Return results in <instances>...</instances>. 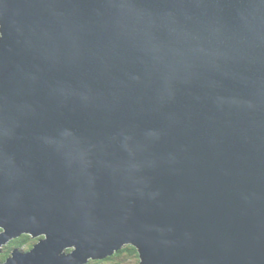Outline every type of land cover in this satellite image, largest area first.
<instances>
[{"label":"water","instance_id":"obj_1","mask_svg":"<svg viewBox=\"0 0 264 264\" xmlns=\"http://www.w3.org/2000/svg\"><path fill=\"white\" fill-rule=\"evenodd\" d=\"M0 264H264V0H0Z\"/></svg>","mask_w":264,"mask_h":264},{"label":"trees","instance_id":"obj_2","mask_svg":"<svg viewBox=\"0 0 264 264\" xmlns=\"http://www.w3.org/2000/svg\"><path fill=\"white\" fill-rule=\"evenodd\" d=\"M16 245L20 247H26L32 249L34 245L38 242V239L32 238L29 235H23L17 240ZM8 250L0 255L1 261H6L10 256L13 248L11 245L7 248ZM139 264L140 255L136 247L132 245H126L123 249L116 252L114 255L107 257L103 260H90L87 264Z\"/></svg>","mask_w":264,"mask_h":264},{"label":"flooded vegetation","instance_id":"obj_3","mask_svg":"<svg viewBox=\"0 0 264 264\" xmlns=\"http://www.w3.org/2000/svg\"><path fill=\"white\" fill-rule=\"evenodd\" d=\"M0 232H1V230H0ZM30 236V235H29ZM22 237V236H21ZM21 237H19V238H21ZM19 238H17V239H14V240H12L10 243H8L6 246H4L3 247V251L0 253V255H2L3 253H5L8 249V247L11 245V247L13 248V250H12V252L15 250V249H21V250H23V251H30L31 249H28V248H26V247H20L19 245H16V243L18 242L17 240L19 239ZM36 239V238H35ZM39 240V239H38ZM12 252H11V254H12ZM3 262H5V261H1L0 260V263H3Z\"/></svg>","mask_w":264,"mask_h":264},{"label":"rangeland","instance_id":"obj_4","mask_svg":"<svg viewBox=\"0 0 264 264\" xmlns=\"http://www.w3.org/2000/svg\"><path fill=\"white\" fill-rule=\"evenodd\" d=\"M32 237V236H31ZM33 238V237H32ZM42 238V235L37 237L36 239H41ZM124 264H127V262H125Z\"/></svg>","mask_w":264,"mask_h":264},{"label":"bare ground","instance_id":"obj_5","mask_svg":"<svg viewBox=\"0 0 264 264\" xmlns=\"http://www.w3.org/2000/svg\"><path fill=\"white\" fill-rule=\"evenodd\" d=\"M23 236V235H22Z\"/></svg>","mask_w":264,"mask_h":264}]
</instances>
